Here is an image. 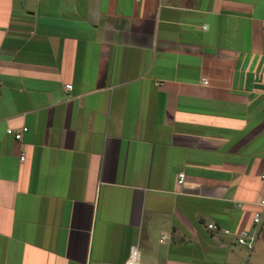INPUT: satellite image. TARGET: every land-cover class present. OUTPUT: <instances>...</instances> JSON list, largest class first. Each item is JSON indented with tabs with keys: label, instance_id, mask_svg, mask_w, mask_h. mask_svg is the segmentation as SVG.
Segmentation results:
<instances>
[{
	"label": "crops",
	"instance_id": "crops-1",
	"mask_svg": "<svg viewBox=\"0 0 264 264\" xmlns=\"http://www.w3.org/2000/svg\"><path fill=\"white\" fill-rule=\"evenodd\" d=\"M263 173L264 0H0V264L234 263Z\"/></svg>",
	"mask_w": 264,
	"mask_h": 264
},
{
	"label": "built area",
	"instance_id": "built-area-1",
	"mask_svg": "<svg viewBox=\"0 0 264 264\" xmlns=\"http://www.w3.org/2000/svg\"><path fill=\"white\" fill-rule=\"evenodd\" d=\"M67 88L71 89L72 85H67ZM27 130H28V127L24 126V127H22L21 130H15L13 128H8L7 131L9 134H12L15 137V139L22 140L24 137V133ZM24 159H25V155L23 154V155H21V160H24ZM261 176H262V179H264V173ZM184 177H185V173L181 172L179 174V183L182 184L184 182ZM259 203L263 209L261 211L256 212L254 215V219H253L254 224L257 227V232L253 235L250 233L249 230L243 229L237 234L238 243H240L242 245H247L250 249H253V247H254V244H255L257 236H258V232L260 230V227H261V225L263 223V219H264V198H262ZM209 227L210 228H217V226L214 224H210ZM225 232L229 233L230 231L225 230ZM164 238H165V235H164L162 241L164 240ZM139 263H140V251L138 250L137 246H133L130 249L127 264H139Z\"/></svg>",
	"mask_w": 264,
	"mask_h": 264
},
{
	"label": "rangeland",
	"instance_id": "rangeland-1",
	"mask_svg": "<svg viewBox=\"0 0 264 264\" xmlns=\"http://www.w3.org/2000/svg\"><path fill=\"white\" fill-rule=\"evenodd\" d=\"M233 250L238 256V261L229 264H264V234L262 233V236L256 240L253 249L247 245L237 244Z\"/></svg>",
	"mask_w": 264,
	"mask_h": 264
}]
</instances>
